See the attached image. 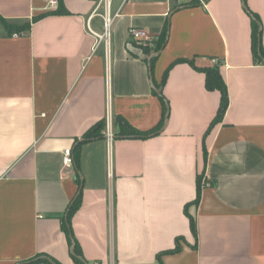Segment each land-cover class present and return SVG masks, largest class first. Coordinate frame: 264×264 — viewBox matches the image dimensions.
I'll return each mask as SVG.
<instances>
[{"label":"crops","instance_id":"0c3cea01","mask_svg":"<svg viewBox=\"0 0 264 264\" xmlns=\"http://www.w3.org/2000/svg\"><path fill=\"white\" fill-rule=\"evenodd\" d=\"M191 1L112 0L106 28L103 0H0V264H76L73 242L86 264H159L179 238L162 264H264V0ZM131 29H168L153 64ZM197 57L228 88L212 128L221 93L175 64Z\"/></svg>","mask_w":264,"mask_h":264},{"label":"trees","instance_id":"16d2710c","mask_svg":"<svg viewBox=\"0 0 264 264\" xmlns=\"http://www.w3.org/2000/svg\"><path fill=\"white\" fill-rule=\"evenodd\" d=\"M188 5H197V1L193 0L191 1ZM58 14H65L66 10L64 7H60L57 10ZM43 16H39L36 17L35 20H38L40 18H42ZM252 17V41H253V51L255 54V58L260 60V61H264V47L262 45V43H260V40L262 39V24H261V20L259 18L258 15L252 13L251 14ZM5 24V26L7 27V29L9 30V32L12 33H22L24 31H28L29 30V25L25 26V27H11L9 26L4 20H2ZM16 35V34H15ZM261 38V39H260ZM168 41V29L164 32V34L162 36H160L158 38V42L156 43V46L153 50V52L151 54H149L147 51H144V53H146L147 55H150L152 57V64L155 61V59L157 58V56L161 53V51L164 49V47L166 46ZM197 58H194L193 60H177V62H175V64L178 63H190L193 67H195L197 70L204 72L206 74V86L207 89L210 91H219L221 93V103H220V107H219V111L218 114L216 116V118L214 119L213 123L211 124V128L218 124L219 122H221V120L223 119L228 107H229V95H228V88H227V84L221 74L220 71V67H219V61L217 59L214 58H206L209 60H214L216 61V65L215 66H209V67H198L196 65V60ZM160 88V87H159ZM164 124V120L162 121ZM116 125L118 128V135L121 137H131V136H142V135H148V133H142L138 130H136L135 128H133L124 118H117L116 120ZM160 125V126H161ZM159 126V127H160ZM105 129V123L104 122H99L97 124H95L84 136L85 140H90L92 138H96V137H101L102 136V132ZM74 162L77 163L78 165V157L74 158ZM201 183H202V177L198 178V188H197V197L194 200V202H192V204L187 205L185 207V214L187 215V217L189 218L190 221V226H191V230L194 234V236L197 238V226H196V220L194 219V217L189 213V207L191 205H198L200 203L201 200ZM72 213V209L69 212V216ZM181 241L182 239L179 238L177 239L176 245L173 249L162 252L158 255V261L159 264H162V258L165 255H171V254H175L181 251L182 247H181ZM72 257L75 261L76 264H86L85 261L83 260V254L81 249L79 248V245L75 242V246L73 248L72 251ZM40 262V261H37ZM37 262H27L24 264H37Z\"/></svg>","mask_w":264,"mask_h":264},{"label":"built area","instance_id":"2783aa9c","mask_svg":"<svg viewBox=\"0 0 264 264\" xmlns=\"http://www.w3.org/2000/svg\"><path fill=\"white\" fill-rule=\"evenodd\" d=\"M103 1L105 2V8H106V13H107V17L105 19V26L107 28L111 23V19H110L109 15H110V11L112 8V0H103ZM125 1H127V0H125ZM177 1L180 4H183V2H184V0H177ZM49 5L52 8H57L59 6V0H49ZM88 28L92 32V30L90 28V23L88 25ZM130 36L137 44L142 43V42L150 39L149 36L146 34V32L138 30V29H131ZM106 37H107V33H105L103 38L106 39ZM109 137L111 138V134ZM64 164L66 166H72L74 164L72 151L70 149L65 151Z\"/></svg>","mask_w":264,"mask_h":264},{"label":"rangeland","instance_id":"374dc122","mask_svg":"<svg viewBox=\"0 0 264 264\" xmlns=\"http://www.w3.org/2000/svg\"><path fill=\"white\" fill-rule=\"evenodd\" d=\"M105 12H106V8H104ZM158 42V40H154V39H149L146 40L142 43L136 44L137 47H139L143 52L147 51L149 54H151L156 46V43ZM215 63H212V66H215Z\"/></svg>","mask_w":264,"mask_h":264},{"label":"water","instance_id":"95a60500","mask_svg":"<svg viewBox=\"0 0 264 264\" xmlns=\"http://www.w3.org/2000/svg\"><path fill=\"white\" fill-rule=\"evenodd\" d=\"M261 39V38H260ZM260 43H261V40H260ZM75 246V243L73 242V248ZM73 251V250H72ZM41 264H56L55 262L51 261V260H47L46 262H43Z\"/></svg>","mask_w":264,"mask_h":264}]
</instances>
